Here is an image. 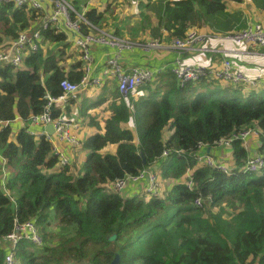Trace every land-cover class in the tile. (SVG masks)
<instances>
[{"label": "trees", "instance_id": "1", "mask_svg": "<svg viewBox=\"0 0 264 264\" xmlns=\"http://www.w3.org/2000/svg\"><path fill=\"white\" fill-rule=\"evenodd\" d=\"M87 1L72 4L80 7ZM103 1L105 10L91 8L85 17L106 31L118 0ZM229 2L243 0H166L155 18L157 28L142 15L141 30L154 37L165 30L170 39H183L191 27H202L205 17L224 13ZM41 23L42 16L34 11L0 5V46H10ZM121 29L107 31L121 36ZM62 43H67L66 35L47 32L40 52L25 57L22 69L0 70V264L10 254L3 238L13 232L15 220L34 223L43 240L42 247L20 242L15 264H110L116 255L120 264H264V172H243L249 155L241 143L231 151L240 171L235 176L200 170L191 154L199 143H213L251 126L261 132L251 142L264 150V97L258 101V94L234 89L241 98L219 99L213 95L221 85L211 93H196L197 87L182 88L167 74L127 98L116 92L103 127L90 114V125L98 132L85 139L81 134L79 151L86 152L85 162L59 169L51 143L31 136L28 129L31 117L45 111L47 93L58 98L62 81L78 83L82 77L78 51L79 60L67 66L75 52L69 55L59 47ZM58 107L53 105V119L61 115ZM17 120L24 127L14 132ZM110 147L115 153H105ZM167 150L171 156L162 163ZM177 151L185 152L182 159ZM157 164L164 180L179 183L162 198L147 200L135 186L127 193L113 192L117 180L139 176ZM81 168L84 173L75 178ZM188 171L193 191L183 185ZM200 194L214 202L196 208ZM113 235L116 240L111 242Z\"/></svg>", "mask_w": 264, "mask_h": 264}, {"label": "built area", "instance_id": "2", "mask_svg": "<svg viewBox=\"0 0 264 264\" xmlns=\"http://www.w3.org/2000/svg\"><path fill=\"white\" fill-rule=\"evenodd\" d=\"M91 1L80 4V9H77L68 0H0V5H11L18 10L27 9L42 16L39 29L20 34L8 51H0V70L7 66H12L16 70L22 69L25 57L40 52L44 35L50 31L55 34L66 35L68 41L73 43L75 50L80 55L83 69L80 81L78 83L69 80L62 81L63 94L58 98H53L47 93L45 98L48 104L45 111L41 115L31 117L30 128L28 129L31 136L46 137L51 143L53 154L58 159L59 169L70 166L73 158L71 155L76 154L81 149L82 129L79 123L66 118L62 113L58 118L53 119V105L58 104L61 112L65 111L71 101L79 98L80 93L99 90L106 79L114 80L119 94L125 98L167 74H171L182 88L208 80L227 88L254 90L260 82H264V72L260 73L256 79H251L228 60H225L222 66L216 69L203 65L185 64L182 59V52L196 45L205 44L209 38L208 34L195 27L188 29L183 39H174L173 46L178 50V57L171 65H163L154 69L135 65L126 67L123 63L124 54L133 52L135 48L148 53L160 49L161 44L153 40L145 44H133L115 35L113 31L103 32L95 28L85 17L86 12L92 8ZM86 30H90V33L85 34ZM223 39L238 44H246L253 48H264V21L251 23L243 30L228 33ZM99 48L113 51L112 56L106 59L103 71H99L97 68L94 55V50ZM243 90L247 91L246 89ZM131 110H133L132 106ZM49 125L54 128L53 134L46 131V127ZM260 134L261 132L256 126H251L213 143H199L197 151L191 152L192 159L200 170L209 169L226 176H235L240 172H237L236 162L231 166L224 161L225 158L219 159L216 155L217 153H225V156L229 153L233 154L231 151H233L234 144L241 143L249 155L243 172L251 175L263 173L264 150H261L262 146L259 144H257V149L250 147L251 140L258 138ZM62 146H66L68 152H65ZM184 154V151L176 152L179 159H182ZM170 155L171 151H165L161 160H166ZM159 165L157 164L155 168L143 172L139 176L117 180L112 185L113 192L127 193L129 186H139L141 191L138 192L146 195L148 199L162 197L167 186L173 187L174 184L179 183L164 180ZM183 185L189 191L194 190L195 182L190 171L187 172ZM213 202L212 196L204 198L200 194L194 200V206L202 209L206 204L211 205ZM22 241H28L37 247L43 245L39 230L34 223L21 224L15 220L13 232L3 238V242L11 247L6 264H15L14 252L17 245Z\"/></svg>", "mask_w": 264, "mask_h": 264}, {"label": "crops", "instance_id": "3", "mask_svg": "<svg viewBox=\"0 0 264 264\" xmlns=\"http://www.w3.org/2000/svg\"><path fill=\"white\" fill-rule=\"evenodd\" d=\"M91 2L92 8L105 10L107 7L106 4L103 3V0H94ZM83 3L85 2H82V4ZM136 4L134 5L135 8L138 7ZM256 11L258 12V16L254 17L253 15ZM142 15L143 14L139 13L140 19L133 18V21H136V23L130 27L132 31L129 33V35L127 34V36H125L121 33L120 37L130 41L133 44H145L153 40L159 42L161 44V48L158 50H152L148 53L140 51L139 48H135L133 52L124 54V65L126 67L135 65L150 67L153 69L163 65H171L178 57V50L173 46L174 38L170 39L169 33L165 30H161L159 37L156 35V37H154L150 31L147 30L144 32L141 30V28L145 26H142L140 22L139 29V24L137 25V21H140L143 18ZM263 21L264 0H243L242 3L229 2L227 4V10L224 13L205 17V24L200 28L195 27L201 32L208 34L209 38L205 44L196 45L182 52L183 62L191 66L203 65L208 68L216 69L220 68L225 60H228L232 62L234 67L243 71L248 77L251 79H256L260 73L264 72V48H253L246 44L225 41L223 37L228 33L243 30L251 23ZM123 23L124 20L121 22L120 26H122ZM150 23L152 29L157 28L158 22L156 19H151ZM134 27L137 28L134 30ZM137 29H139L140 32ZM13 42L10 43V46ZM71 44L73 45V43ZM10 46H0V50L8 51ZM112 52L113 51L100 48L94 50L96 65L97 68H99V71H103L105 69L106 59L112 56ZM217 85L219 84L211 82L201 85L200 87H197L196 93H211L215 91L214 86ZM241 89H246L247 91L245 92L247 93L254 92L257 94V92L264 90V82H260L254 90H250L248 88ZM116 92H118L116 88V82L112 79H106L103 83V86L99 90L83 91L80 93L79 98L75 101H71L66 107L65 111H62V114H64L66 118L79 123L82 129L81 134L83 138L84 135L86 138L97 134L98 128L96 126L92 127L90 125L91 116H96L99 118L100 121L98 124L100 127H103L105 119L110 117L112 114L110 108H108V105L113 103V97H115ZM241 94L244 95L243 92ZM94 98L96 99L94 104H97L98 106L95 111H88L84 108H81L80 104L83 103L84 100H91ZM108 98H111L112 101L109 102ZM90 114L92 115L90 116ZM13 126L15 129L19 130L24 127V124L22 121L17 120ZM130 128L134 131L133 124L130 125ZM250 147L252 149H257V145L252 142L250 143ZM62 149L65 152H68L66 150V146H62ZM106 150H111L108 153H115L116 151L115 147H110ZM86 156L87 154L85 151H78L76 154L71 155V157H73L72 162L82 166L86 160ZM216 157L219 159H224L226 156L225 153H217ZM138 188H140L139 191H141V187L138 186Z\"/></svg>", "mask_w": 264, "mask_h": 264}, {"label": "rangeland", "instance_id": "4", "mask_svg": "<svg viewBox=\"0 0 264 264\" xmlns=\"http://www.w3.org/2000/svg\"><path fill=\"white\" fill-rule=\"evenodd\" d=\"M68 1L72 2V0H68ZM165 1L166 0H136L134 2V1H131L130 0L129 2H127L126 0H118V1L115 2L116 4H118V7H117V10H116L115 15L113 14V17L110 16L108 18V21H107V23L105 25L106 31L105 30H101V31H103V32H108L107 30H113V31H115L117 28L122 27L121 33L123 35L127 36V34L129 35V33L132 31V29L130 27L133 24L136 23V21H133V18L134 19H140L139 13H141V14H143L145 16V20L147 22H149V19L150 18L151 19H155L156 16H160L162 14L163 9H164V3H165ZM103 3L107 5V3L105 1H103ZM135 4L138 6L137 8L134 7ZM76 8L77 9H80V7H76ZM253 16L254 17H257L258 16V12L256 11ZM123 20H124V23L122 24V26H120V24H121V22ZM139 22H140V24H142V26H145V23H144V19L143 18L140 21H137V25L139 24ZM140 24H139V29H140ZM114 25H116V26L114 27ZM147 26L149 27V25H147ZM136 28L137 27H134V30ZM139 29H137V30H139ZM139 32H140V30H139ZM59 47L64 48L65 51L69 55L71 53H74L75 52L74 57L71 58V59H69L67 61V66L72 65L73 63H75L76 61L79 60V55L76 52V50L74 48V45H72L70 43V41H67V43H62L61 45H59ZM54 49H56V48H54ZM49 51H51V50H49ZM199 84L200 83L194 84L193 87H200ZM233 90H234L233 88L224 89L222 86L221 87L218 86L217 92L213 96L215 98L224 99V100L235 99L239 95L236 92H234ZM206 92H209V91H206ZM192 94H194V93H192ZM257 94H258V96H257L256 99L259 101L260 99H262L264 97V90L257 92ZM108 101L111 102L112 99L111 98H108ZM95 102H96V99L95 98L94 99H91V100H84V102L81 103L80 106H81V108H84L86 110L93 109L92 111H95L96 108L98 107L97 104H95V106H93V104ZM109 107H110V104L108 105V108ZM123 127L126 128V126H123ZM0 128H1V126H0ZM16 131H17V129L14 128V132H16ZM170 133L171 132H167L166 135L169 136ZM84 138H85V135H84ZM109 151H111V150H105V152H109ZM224 161L227 162L228 164H230L231 166H233L234 163H235V159H234L233 154L232 153L227 154L226 157H225V159H224ZM3 172H4V169H3ZM83 173H84L83 172V169L82 168L79 169L78 172H77V174L75 175V178L76 177H79ZM257 176H260V175H257ZM2 180H3V178H2ZM166 188L167 189H165V192L164 193H166V191H168L171 187L170 186H167ZM169 213L172 214V211L169 212ZM56 234L57 233H55V235ZM59 234H60L59 237H61L63 235H66L67 234V229L64 230L63 232L60 231ZM59 237H58V240H59Z\"/></svg>", "mask_w": 264, "mask_h": 264}, {"label": "water", "instance_id": "5", "mask_svg": "<svg viewBox=\"0 0 264 264\" xmlns=\"http://www.w3.org/2000/svg\"><path fill=\"white\" fill-rule=\"evenodd\" d=\"M46 131L53 134L54 133V128L52 125H49L46 127ZM111 242L116 240V235H113L110 239ZM110 264H120V256L116 255L114 260Z\"/></svg>", "mask_w": 264, "mask_h": 264}, {"label": "clouds", "instance_id": "6", "mask_svg": "<svg viewBox=\"0 0 264 264\" xmlns=\"http://www.w3.org/2000/svg\"><path fill=\"white\" fill-rule=\"evenodd\" d=\"M222 87H223V86H222ZM224 88H226V87H224ZM74 101H75V100H74ZM58 106H59V105H58ZM60 111H61V110H60ZM61 113H62V112H61ZM164 138H165V139H168L169 136H167V135L165 134V135H164ZM170 156H171V155H170ZM176 157H177V156H176ZM168 158H169V157H168ZM168 158H167V159H168ZM167 159H166V160H167ZM166 160H162V163H163L164 161H166ZM160 169H161V175H162V168L160 167ZM171 188H172V187H171ZM171 188H170V189H171ZM166 192H167V191H166ZM164 194H165V193H164ZM163 196H164V195H163ZM163 196H162V197H163ZM162 197H160V198H162ZM146 199L149 200L147 197H146Z\"/></svg>", "mask_w": 264, "mask_h": 264}]
</instances>
